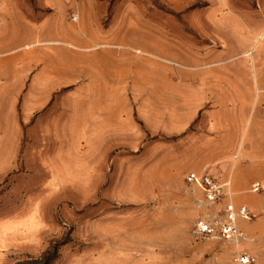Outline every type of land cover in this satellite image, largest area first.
I'll list each match as a JSON object with an SVG mask.
<instances>
[{
  "label": "crops",
  "instance_id": "crops-1",
  "mask_svg": "<svg viewBox=\"0 0 264 264\" xmlns=\"http://www.w3.org/2000/svg\"><path fill=\"white\" fill-rule=\"evenodd\" d=\"M259 1L254 8L262 14ZM39 21L21 47L7 48L11 39L0 35V171H12L23 157L20 150L30 145L25 137L39 132L46 180H59L57 173L71 185L88 182L89 191L108 181L99 184L102 195L137 203L159 198L169 172L205 170L208 148L237 149L230 166L223 162L212 171L229 176L234 201L256 214L240 228L250 240L247 248L255 258L250 264H264L255 244L264 236V190H250L253 182L264 188V27L238 31L244 49L234 55L229 72L218 64L222 61L172 60L154 44L136 48L140 55H133L123 36L106 27L91 34L79 22L69 32L61 23L49 30ZM199 37L209 46L206 51L219 48ZM129 67L133 78L127 77ZM230 133L232 140L223 142ZM156 134L175 138L174 163H160L159 153L148 151L153 143L148 138ZM184 145L202 154L185 158ZM81 148L94 157L93 173L83 177ZM65 188L70 189L68 183ZM244 194L254 195V201L252 196L242 201Z\"/></svg>",
  "mask_w": 264,
  "mask_h": 264
},
{
  "label": "rangeland",
  "instance_id": "rangeland-1",
  "mask_svg": "<svg viewBox=\"0 0 264 264\" xmlns=\"http://www.w3.org/2000/svg\"><path fill=\"white\" fill-rule=\"evenodd\" d=\"M259 2L264 8V0ZM255 4V0H0V35L11 39L7 48H16L28 41L39 20L49 30L61 23L69 32L79 22L91 34L106 27L123 36L133 55H140L136 48L154 44L161 55L168 54L172 60L191 64L222 61L218 64L231 72L237 60L234 55L244 49L238 43V31L247 32V26L264 27V12L259 13ZM199 36L217 42L219 48L206 51L209 46ZM241 57L242 61L248 59V55ZM127 77H134L130 67ZM231 109L228 106L225 112ZM224 133L219 136L223 138ZM32 135L25 139L36 147L25 146L20 150L24 158L19 155L14 169L5 175L0 171V264H237L234 259L239 254L254 256L240 227L242 222L256 219V214L234 201L231 187L233 204L245 206L250 213L249 219L238 220L242 236L237 242L198 238L196 222L220 215L226 200L205 201L201 191L185 181V175L195 171L169 172L161 181L164 191L159 198L119 201L101 194L99 184L108 185V181L89 191L88 182L71 185L57 173L59 180H46L40 133ZM80 136L87 139L88 133ZM148 139L153 142L148 151L158 152L160 163L175 162L174 137L156 134ZM227 140H232L231 133L223 142ZM138 148H142L140 144ZM181 148L185 158L203 151L188 145ZM236 150L208 148L205 170L220 182L229 181V176L223 179L212 170L223 162L230 166ZM93 162L94 157L81 148V177L93 173ZM67 183L70 189L65 188ZM251 196L254 201L251 194L239 197L248 202ZM255 244L261 256L264 236Z\"/></svg>",
  "mask_w": 264,
  "mask_h": 264
},
{
  "label": "built area",
  "instance_id": "built-area-1",
  "mask_svg": "<svg viewBox=\"0 0 264 264\" xmlns=\"http://www.w3.org/2000/svg\"><path fill=\"white\" fill-rule=\"evenodd\" d=\"M185 181L197 187L205 201L215 203L217 200L225 199L221 214L211 220H199L195 224V233L198 238L214 240H226L237 242L242 236L238 227V220L249 219L250 213L245 206L236 207L231 200L230 182H220L206 170L201 172H190L185 176ZM262 186L259 182H253L250 186L252 192L258 191ZM254 257L249 254H239L234 261L239 264H250Z\"/></svg>",
  "mask_w": 264,
  "mask_h": 264
},
{
  "label": "snow or ice",
  "instance_id": "snow-or-ice-1",
  "mask_svg": "<svg viewBox=\"0 0 264 264\" xmlns=\"http://www.w3.org/2000/svg\"><path fill=\"white\" fill-rule=\"evenodd\" d=\"M0 214H3L2 210H0Z\"/></svg>",
  "mask_w": 264,
  "mask_h": 264
}]
</instances>
